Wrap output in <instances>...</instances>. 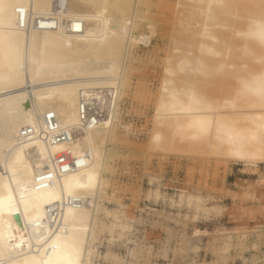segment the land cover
I'll list each match as a JSON object with an SVG mask.
<instances>
[{
  "label": "bare ground",
  "instance_id": "bare-ground-1",
  "mask_svg": "<svg viewBox=\"0 0 264 264\" xmlns=\"http://www.w3.org/2000/svg\"><path fill=\"white\" fill-rule=\"evenodd\" d=\"M140 6L141 0H0V264H95L100 233L126 231L122 205L111 211L102 202L133 48L152 44V35L134 34L148 13ZM185 7L203 19L194 34L203 39L201 54L220 58L223 43L231 63L213 66L187 52L169 56L153 140L165 145V130L182 142L208 137L235 161L264 163V0H188ZM223 29L243 44L221 39ZM226 66L239 83L229 112L200 95L189 76ZM82 93L112 96L93 127L81 124ZM50 112L75 131L69 141L49 142L43 117ZM68 150L80 166L59 173L51 159ZM47 166L53 178L39 182ZM101 214L119 223H102ZM106 258L122 262L111 252Z\"/></svg>",
  "mask_w": 264,
  "mask_h": 264
},
{
  "label": "rangeland",
  "instance_id": "rangeland-1",
  "mask_svg": "<svg viewBox=\"0 0 264 264\" xmlns=\"http://www.w3.org/2000/svg\"><path fill=\"white\" fill-rule=\"evenodd\" d=\"M141 1L148 13L137 19L134 34L152 35V44L133 48L130 85L119 110L115 138L108 146V182L102 202L111 211L122 205L119 220L127 229L101 232L93 262L264 264V163L235 161L225 147H217L208 137H188L182 142L179 135L165 130V145L153 140L162 85L169 77L165 72L169 56L187 52L217 66L218 61H228V48L218 44L220 58L201 54L203 39L194 34L202 30L203 19L188 13V0ZM228 30L223 29L220 38L241 46L243 38L230 39ZM240 51L233 55L239 56ZM231 70L226 66L225 71L209 76L189 74L199 94L223 112L231 110L229 104L239 86ZM100 217L108 225L119 223L112 216ZM108 252L122 262L105 259Z\"/></svg>",
  "mask_w": 264,
  "mask_h": 264
},
{
  "label": "built area",
  "instance_id": "built-area-1",
  "mask_svg": "<svg viewBox=\"0 0 264 264\" xmlns=\"http://www.w3.org/2000/svg\"><path fill=\"white\" fill-rule=\"evenodd\" d=\"M105 96L106 95H104V97ZM101 98H97L96 96H93V93L91 94L82 93V97H81L82 127H93L106 117L107 106L110 103L112 96L108 94L107 100L103 99V101L101 100ZM43 120L45 122L46 127L48 128V135H49L48 140L52 145H57L60 143L67 142L70 140L71 136L75 135L74 130L68 131L60 126L58 118L53 112H50L47 115H45L43 117ZM85 157L88 158L90 157V155L86 153ZM51 160L54 166V170L63 174L68 173L74 170L75 168L78 169L80 166V159L74 156V154L70 150L64 151L54 156ZM41 170L42 171L39 173V175L42 176L39 178V182L45 180V178H47V180H51L53 178L52 173H50L52 170L51 167L47 166L41 168ZM46 173H50V174L44 175Z\"/></svg>",
  "mask_w": 264,
  "mask_h": 264
}]
</instances>
